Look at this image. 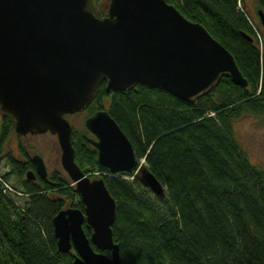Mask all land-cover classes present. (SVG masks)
<instances>
[{
	"label": "trees",
	"instance_id": "16d2710c",
	"mask_svg": "<svg viewBox=\"0 0 264 264\" xmlns=\"http://www.w3.org/2000/svg\"><path fill=\"white\" fill-rule=\"evenodd\" d=\"M165 1L232 55L246 87L221 78L206 95L185 103L143 85L109 94L99 85L87 116L108 112L136 159L163 186L161 196L133 171L109 174L73 130L74 163L91 178L101 177L115 201L111 232L123 264H264V173L250 164L231 124L242 114H264L259 27L250 25L240 0ZM255 2L264 14V0ZM12 127V118L2 113L1 144ZM21 151L23 160L8 157L9 169L0 176V264H71V254L56 250L51 219L64 208L81 209L78 196L58 172L23 180L30 162ZM10 176L20 183L21 206L3 187ZM83 231L88 236L84 224Z\"/></svg>",
	"mask_w": 264,
	"mask_h": 264
},
{
	"label": "water",
	"instance_id": "95a60500",
	"mask_svg": "<svg viewBox=\"0 0 264 264\" xmlns=\"http://www.w3.org/2000/svg\"><path fill=\"white\" fill-rule=\"evenodd\" d=\"M256 14L264 27V14ZM221 78L247 85L232 55L165 0H108L104 11L97 0H0V111L12 118L16 135L56 138L59 165L81 205L51 219L56 250L71 254V264L123 263L111 232L115 201L101 177L91 178L74 163L73 129L65 116L85 110L100 84L106 94L138 84L193 103ZM83 127L101 167L136 174L143 159H136L106 110L86 116ZM29 160L45 179L42 158ZM24 178L34 175L27 171ZM138 179L151 194H163L145 168Z\"/></svg>",
	"mask_w": 264,
	"mask_h": 264
},
{
	"label": "rangeland",
	"instance_id": "374dc122",
	"mask_svg": "<svg viewBox=\"0 0 264 264\" xmlns=\"http://www.w3.org/2000/svg\"><path fill=\"white\" fill-rule=\"evenodd\" d=\"M107 3L108 0L98 1L102 11L105 10ZM239 6L246 13L248 22H252L253 24L256 23L258 25L259 30L257 29L258 34L256 33V42L260 51L264 52V27L260 26L258 23L257 15L255 13L257 9L255 0H240ZM106 105L107 102H103V106L105 107ZM1 114L2 112L0 111V117ZM86 116L87 112L83 110L80 113L66 115L65 118L74 131L86 137H90L83 127V120ZM231 124L232 135L238 146L246 154L250 164L255 167L257 166L264 173V114H242L240 117L232 120ZM11 137L12 140L10 141ZM21 150H23L28 157L37 154L42 158L47 173L45 178H48L53 172H58L60 177L69 181L59 165V149L54 135H50L46 132L18 138L12 134V136H9L0 146V160L4 159L7 154L19 159L20 157L18 154H22ZM8 169L9 167L5 160H2L0 162V176L3 173H6ZM142 170H144V164L140 161L138 171L136 172L137 177H139ZM124 178L130 179L127 177ZM4 184L8 188L6 189L3 185L8 196L11 197L16 205L21 206L24 197L19 193L20 183L15 177L10 176Z\"/></svg>",
	"mask_w": 264,
	"mask_h": 264
},
{
	"label": "flooded vegetation",
	"instance_id": "af4514ba",
	"mask_svg": "<svg viewBox=\"0 0 264 264\" xmlns=\"http://www.w3.org/2000/svg\"><path fill=\"white\" fill-rule=\"evenodd\" d=\"M98 1L99 0H97V3H98ZM98 6H99V4H98ZM99 9L102 11V9L100 8V6H99ZM105 102V101H104ZM2 115V114H1ZM0 125H1V117H0ZM12 129H13V127H12ZM13 130H11V133H10V136H12V134L13 135H15V136H17L18 138L19 137H25V136H27V135H24V136H19V135H16L15 133H13L12 132ZM90 136V135H89ZM84 137H86V136H84V135H82V138L84 139ZM88 138H93L92 136H90V137H88ZM12 140V137L10 138V141ZM0 146H1V143H0ZM25 155H27L26 153H25ZM18 156L20 157L19 159L18 158H15V157H13V156H11L10 154H7L5 157H4V159H2L3 161L5 160V162H6V164L8 165V160H7V158L8 157H10L11 159H13L14 161H22L23 160V154H18ZM32 156V155H31ZM30 156V157H31ZM30 157H28V159L30 158ZM2 160H0V162L2 161ZM29 162H30V160H29ZM8 167H9V165H8ZM27 171H31L32 173H33V175H34V178L33 179H31V180H26L25 178H23V180H26V181H32V182H37L38 181V176H36V174H35V172H34V166L32 165V163L30 162V168L27 170ZM26 171V172H27ZM25 174V173H24ZM40 180V179H39Z\"/></svg>",
	"mask_w": 264,
	"mask_h": 264
},
{
	"label": "built area",
	"instance_id": "2783aa9c",
	"mask_svg": "<svg viewBox=\"0 0 264 264\" xmlns=\"http://www.w3.org/2000/svg\"><path fill=\"white\" fill-rule=\"evenodd\" d=\"M1 183H2V182H1ZM2 184L4 185V187H5L6 189H8V188H7V186H5V184H4V183H2Z\"/></svg>",
	"mask_w": 264,
	"mask_h": 264
},
{
	"label": "crops",
	"instance_id": "0c3cea01",
	"mask_svg": "<svg viewBox=\"0 0 264 264\" xmlns=\"http://www.w3.org/2000/svg\"><path fill=\"white\" fill-rule=\"evenodd\" d=\"M257 10H258V9H256V12H257ZM256 12H255V13H256ZM256 15H257V14H256ZM257 19H258V17H257ZM258 23H259V21H258ZM259 25H260V24H259ZM260 26H261V25H260Z\"/></svg>",
	"mask_w": 264,
	"mask_h": 264
},
{
	"label": "bare ground",
	"instance_id": "6f19581e",
	"mask_svg": "<svg viewBox=\"0 0 264 264\" xmlns=\"http://www.w3.org/2000/svg\"><path fill=\"white\" fill-rule=\"evenodd\" d=\"M141 161V160H140ZM140 161H139V163H138V167H139V165H140Z\"/></svg>",
	"mask_w": 264,
	"mask_h": 264
}]
</instances>
